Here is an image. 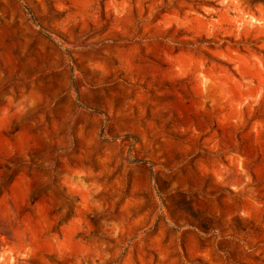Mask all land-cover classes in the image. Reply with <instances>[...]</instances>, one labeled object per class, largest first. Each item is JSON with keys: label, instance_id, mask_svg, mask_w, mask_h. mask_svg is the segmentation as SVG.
<instances>
[{"label": "rangeland", "instance_id": "obj_1", "mask_svg": "<svg viewBox=\"0 0 264 264\" xmlns=\"http://www.w3.org/2000/svg\"><path fill=\"white\" fill-rule=\"evenodd\" d=\"M0 264H264V0H0Z\"/></svg>", "mask_w": 264, "mask_h": 264}]
</instances>
